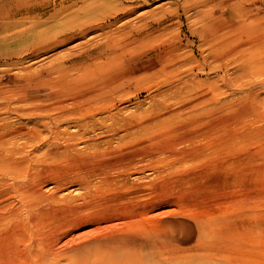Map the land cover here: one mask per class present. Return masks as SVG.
<instances>
[{"label": "rangeland", "instance_id": "1", "mask_svg": "<svg viewBox=\"0 0 264 264\" xmlns=\"http://www.w3.org/2000/svg\"><path fill=\"white\" fill-rule=\"evenodd\" d=\"M62 1L37 0L43 9L0 23V108L46 105L53 116L63 115L61 126L54 123L63 133L58 142L45 131L22 149L36 158L17 181L33 184L37 193L15 223L0 218V264H27L24 252L29 245L39 253L37 242L51 241L55 253L70 257L109 233L175 243L180 223L204 234L214 255L264 264V0H65L69 9L48 17ZM137 3L143 6L130 15L120 13L122 5ZM153 10L162 28L137 30L138 16ZM39 12L44 17H35ZM125 22L133 25L127 33ZM82 24L103 27L81 37ZM72 32L77 36L62 42ZM92 47L100 58L91 66L68 67L72 55L85 60ZM166 49L186 65L177 72L164 68ZM212 51L225 60L202 62ZM60 61L67 81L52 68ZM28 87L49 101L13 104V94ZM86 106L91 111L79 113ZM0 111V122L7 116L14 125L24 122ZM120 154L136 157L125 172L107 165ZM11 158L1 157L0 179ZM103 171L110 178L105 183L97 179ZM10 188L8 200L0 199V216L19 205ZM114 216L120 218L116 229L100 221Z\"/></svg>", "mask_w": 264, "mask_h": 264}, {"label": "bare ground", "instance_id": "2", "mask_svg": "<svg viewBox=\"0 0 264 264\" xmlns=\"http://www.w3.org/2000/svg\"><path fill=\"white\" fill-rule=\"evenodd\" d=\"M124 1H127V0H124ZM143 2L145 3L146 0H143ZM141 5L143 6V4H139V3L134 4V5L132 4L130 6L122 5L121 9L123 11H121L120 13L123 12V14L125 16L130 15V13H132L136 9L140 8ZM119 6H120V4H119ZM44 7L45 6H43V5L40 6L39 3H37V0L36 1L0 0V23H4V21H6V20L8 21L9 19H12L16 15L31 14V13L35 12L36 10H39L40 8L43 9ZM69 7H70V5H66L65 0H63L59 4V8L54 9V12L51 13L48 17H53L55 15H58L60 13V11L62 12L63 10H68ZM189 9H190V7H184L183 8V10H189ZM175 13H178V12L175 11ZM44 15H45V12H39L37 14V16H35V17L42 18V17H44ZM158 15H159V12L153 10V11H150L148 15L142 14V15L138 16L137 22L139 24L136 25V29L141 31V32L142 31L145 32L146 29L151 30V31H158L159 28L161 27V23H162L161 20H155L156 17H159ZM152 17H155V18L153 19ZM150 20H152V21H150ZM81 27L78 29L79 33H77V32L76 33H77V35L82 37L83 35L87 34L88 32H91V31L95 32L98 29H102L103 26H102V24H94V25L91 24V25H87V26L82 24ZM126 28H128V31H129L130 29H133V25H131V24L129 25L127 22H125L122 25V32L125 31V33H127L128 32L127 30L123 31V29H126ZM203 30L204 29H202L200 31V36L202 38V41H208V36L203 33V32H205V30L204 31ZM73 32H75V31H73ZM47 33H48V31H47ZM193 33H194V31H193ZM44 34H46V33L44 32ZM73 34L71 36L70 35L67 36V38H64L62 40V42L66 41V40H71L77 36V35H75V34L73 35ZM128 40H129V38L126 39L125 43L123 41L122 42L124 44H127ZM119 42H121V41L119 40ZM180 42H181V40H180ZM35 44H36L35 46L38 47L39 45L42 44V42L39 41ZM220 46H221V48L218 50L220 52H223V50L226 49L224 40L220 43ZM94 47H97V45ZM94 47L86 48L87 57H86V59L84 58L85 60H81V58H82L81 55H78V56L72 55L70 57V59L68 58L69 60L68 59L67 60L70 62V66H68V67L83 68L84 66H88V65L91 66L92 63L96 59L100 58V56H98V53L100 51H95L96 48H94ZM170 49L175 50L173 45L170 47ZM166 52H167V55H165L164 60H167V65H165L164 68H167L170 72L171 71L177 72L181 67H184L186 65L184 63L185 58L183 59L180 54H177V53L168 54L169 52L167 49H166V51H164V53H166ZM189 53H188V55H189ZM193 53H194V51H193ZM202 58L203 59L201 61L204 63H208L211 61L216 62V63H220V62H223L225 60L224 56L222 54H220L218 51H216L214 53L212 51V54L210 52L208 55H206L205 57H202ZM169 62L171 63L173 68H170ZM188 64H189V62H188ZM52 68H54L56 73H58V75L60 76L62 81H63V78L64 79L66 78V81H67V72H64L65 69H67V68L64 67V61H60V62L54 64V66ZM41 85H42V83L39 84V82L38 83L36 82L37 87L40 88ZM2 89L3 88L0 89V96H1V93L3 92ZM28 90H29V87L27 88V91H24V89H23V90H20V92L18 94L14 93L13 95L15 98H13L12 100H15V101H12V103L14 102L15 104H18V103H21L23 101L26 102L28 99H37L38 100V98L41 95L38 93L39 91L38 92H36V91L35 92H29ZM27 92H29V93H27ZM43 96H44V94H43ZM9 97H12V96H8V98ZM7 100H9V99H7ZM40 100L42 103L44 102L45 104L47 101H49L47 99V97L43 98L42 96L40 97ZM31 102H33V101H31ZM1 103H3V102L1 101L0 104ZM29 104H32V103L29 102ZM51 105H53V104H51ZM33 106L34 107H29V108H24V107L20 108V107H16V106H11L10 108H8L5 105H3L0 108V110H3L4 113H7V115L10 114V115L18 116L24 120V122L21 121V122L17 123V125H14L15 122H14V124H12L11 121H6V119L8 117L7 116L5 119H3L5 121L2 120L0 122V130H1L0 132H2L0 134V144H2L4 146L2 153L6 157H13V158L9 159L10 161L7 160V162H6L8 164L7 169L1 172V173H3V176H1L2 179H0V181L1 182L3 181V185H4L6 190L4 193L0 191L2 193L0 195V199H1V201L2 200L3 201L8 200L7 197L10 195V192H11L10 186H11L12 190H13V192H12L13 195L18 197V200L15 202H18V204H19L15 208H13V210H11L12 209L11 208L8 211H6L4 215L2 214L0 216V218H1V220L7 219L6 221L13 222V223H15L18 215H20L19 212L24 211V210H28L30 208L28 198L31 196L35 197V194L37 193V190H36V188L34 189L33 184H31L29 182L25 183V182L17 181V179H19V177L21 176L23 168L25 166L27 168L28 167L30 168L32 165V162L34 160L32 158H36L35 156L33 157L32 153L26 154L27 156L25 157L22 154V149L25 147V145H27L29 143H33L37 139H39L40 138L39 136L41 134L43 136L45 134H48V133H49L48 135L54 134L53 138L55 139V142H58L60 140V137L63 136V133H60V134L58 133L57 129H59V127L58 128L54 127V126H56V125H54V123L59 124L58 120L63 115L57 114L58 115L57 116L55 114V116H53L52 112L51 113L49 112V107L46 105L36 107L33 104ZM91 108H92V106L91 107L86 106V108L80 107V109H78V111H79V113H82V112L84 113L88 109L87 111L89 112V111H91ZM0 113H1V111H0ZM48 113H50V114H48ZM18 117H16V118H18ZM13 120H15V119L13 118ZM16 121H18V119H16ZM81 123H85V122H81ZM60 124H63V123H60ZM87 124H80V128L86 127ZM93 126H95V125H93ZM87 127H90V123H89V126H87ZM90 129L92 130V128H90ZM95 129L93 128V130H95ZM77 130H79V129H77ZM45 131L48 133L43 134V132H45ZM59 131H61V130H59ZM66 133H68V132H66ZM66 133L64 135H67ZM73 135H76V134H69V135H67V137L70 139ZM43 136H41V137L43 138ZM120 137H119V139H120ZM49 138H51V136ZM54 139H52V140L54 141ZM18 140H20V141H18ZM52 140H50V141H52ZM45 141H43V142H45ZM53 141L51 143H53ZM43 142H42V144H44ZM47 143H46V145H47ZM35 146L39 147V145L37 146V144ZM36 147H34V148H36ZM34 148H32V151ZM51 148H53V147H51ZM94 148H96V147H94ZM14 155H16V157H14ZM48 155H49V153L45 154L46 157H48ZM121 155H123V154H120V156ZM1 157H0V162H1ZM139 157H137V158H139ZM135 158L132 157L131 155L130 156H124L122 158L116 157V159H114V160H108L107 165L109 166V169L110 168H114V169L116 168V169H119L121 172H125L126 170L129 169L128 167L131 164L134 165L133 162L136 160ZM25 160H26V162H25ZM5 161L6 160H4L2 164H4ZM147 161H149V160H147ZM135 163H138V162H135ZM2 164L0 163V167L2 166V168H3L4 166ZM0 171H1V168H0ZM4 172H5V174H4ZM106 173L107 172H105V171H103L102 173H99L97 176V179L99 178L100 180H103L105 183V181H108L110 179L109 176L105 175ZM123 176H124V174H123ZM113 180H111V182ZM9 183H10V186H9ZM83 184L87 187L88 181L85 180ZM111 184H114V183H111ZM111 184H109V185L111 186ZM125 184H124V187L126 186ZM1 185H2V183H1ZM101 185H103V184H101ZM117 185H119V184H117ZM136 186H137V184H136ZM129 187H132V186H129ZM134 187H135V185H134ZM121 189H122V186H121ZM136 189H138V188H136ZM139 189H140V187H139ZM132 191H134V190H132ZM16 199L17 198H15L14 200H16ZM5 203H7V202H5ZM9 203H7V204L11 205ZM15 204H12V205L15 206ZM123 213H125V212L123 211ZM33 218H35V217H33V214H31V215L28 214L27 220L32 225L34 223ZM116 219L120 221V218L117 216H114V217L106 219V220L101 219L100 221H103V223L107 222L108 223L107 227L112 228V229H116L120 226L119 221H118V223H116V221L114 223V220H116ZM71 221H74V220H71ZM123 223H125V221ZM123 223L121 222V224H123ZM75 224H76V222L71 223L70 227L74 226ZM179 226H180V228L178 229L179 230L178 233L173 237L174 239H176L175 243H172V241L170 242V239L167 241H162L160 239L151 240V239L144 238V237L136 238L134 236H127V235H122V234H118V233H117L118 235L109 233V234H106L105 236H103L102 238L99 237V238H96V239H93V240L87 242V244L83 245V247H81V248L71 250L70 257H69V254L67 251H64L63 253H62V251H58L55 253L53 250V246L51 245L52 244L51 241L47 242V243L37 242L36 247L40 249L39 253L35 252V255H34V253L31 250V249H33V247H30L28 245L27 250L24 252V254H26V255L23 257V260L28 261L27 264H38V257L43 261V264H46V263L62 264L61 261H63V260H65V262H64L65 264H68L69 262H66V261L71 260V259H72L71 260L72 264H240L239 259L235 260V258L231 259V258L224 256V255H218V254L214 255L215 246L214 245H212V246L207 245V242L205 240H203L205 237L204 234H201L199 232V230L195 229L194 225L189 224V223H180ZM202 233H203V231H202ZM67 257H69V258L67 259Z\"/></svg>", "mask_w": 264, "mask_h": 264}]
</instances>
